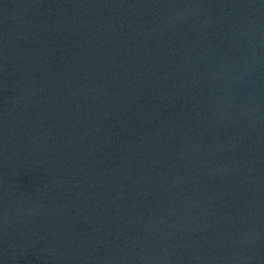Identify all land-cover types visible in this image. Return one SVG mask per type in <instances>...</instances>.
I'll list each match as a JSON object with an SVG mask.
<instances>
[{
  "label": "water",
  "instance_id": "1",
  "mask_svg": "<svg viewBox=\"0 0 264 264\" xmlns=\"http://www.w3.org/2000/svg\"><path fill=\"white\" fill-rule=\"evenodd\" d=\"M0 264H264V0H0Z\"/></svg>",
  "mask_w": 264,
  "mask_h": 264
}]
</instances>
